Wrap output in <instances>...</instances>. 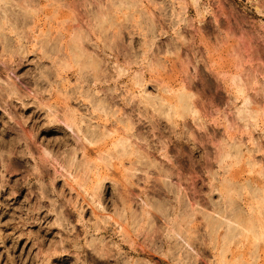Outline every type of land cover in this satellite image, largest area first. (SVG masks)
Segmentation results:
<instances>
[{
	"label": "rangeland",
	"instance_id": "374dc122",
	"mask_svg": "<svg viewBox=\"0 0 264 264\" xmlns=\"http://www.w3.org/2000/svg\"><path fill=\"white\" fill-rule=\"evenodd\" d=\"M0 264H264V0H0Z\"/></svg>",
	"mask_w": 264,
	"mask_h": 264
},
{
	"label": "bare ground",
	"instance_id": "6f19581e",
	"mask_svg": "<svg viewBox=\"0 0 264 264\" xmlns=\"http://www.w3.org/2000/svg\"><path fill=\"white\" fill-rule=\"evenodd\" d=\"M77 55H78V54H77ZM78 56H79V55H78ZM76 57H77V56H76ZM94 64H95V62H94ZM94 64H92V65H94ZM95 67H96V66H93L94 69H96Z\"/></svg>",
	"mask_w": 264,
	"mask_h": 264
}]
</instances>
